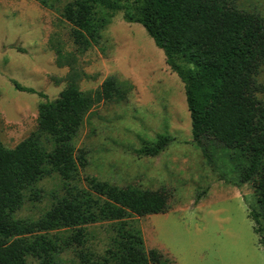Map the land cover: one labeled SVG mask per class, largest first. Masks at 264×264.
<instances>
[{
  "label": "trees",
  "instance_id": "16d2710c",
  "mask_svg": "<svg viewBox=\"0 0 264 264\" xmlns=\"http://www.w3.org/2000/svg\"><path fill=\"white\" fill-rule=\"evenodd\" d=\"M236 1L67 0L59 13L79 50L98 43L117 11L126 22L142 25L184 85L192 141L205 152L209 142L229 148L238 183L252 186L259 209L249 217L258 233L264 221V83L258 80L264 17L237 8ZM49 42L55 63L70 68L67 84L54 99L39 103L37 126L25 138L12 148L0 140V264H30L28 257L37 264H71L63 257L67 251L76 264H175L157 248H146L138 223V217L168 211L167 189L118 186L95 177L79 183L86 156L73 139L86 115L102 101H123L133 85L110 75L97 88L81 90L77 80L85 73L73 70V58L67 54L63 60L60 47ZM170 141L157 135L136 153L155 156ZM53 175L60 188L50 192L43 214L17 217L26 200L38 197L35 185Z\"/></svg>",
  "mask_w": 264,
  "mask_h": 264
},
{
  "label": "rangeland",
  "instance_id": "374dc122",
  "mask_svg": "<svg viewBox=\"0 0 264 264\" xmlns=\"http://www.w3.org/2000/svg\"><path fill=\"white\" fill-rule=\"evenodd\" d=\"M66 1L47 0L52 3L48 7L40 0H0L2 144L12 148L34 130L39 103L54 99L67 84L70 68L55 63L51 41L60 47L63 60L67 54L73 58V70L85 73L77 80L81 90L97 88L110 75L133 85L123 101L95 104L74 137V147L86 156L80 185L85 177H95L118 186L167 189L168 211L138 217V223L146 248H157L175 264H252L251 259H264V221L257 233L249 217L251 209H259L253 188L238 183L229 148L209 142L205 152L192 141L184 85L165 63L163 50L142 25L126 22L121 11L96 45L79 50L59 13ZM235 6L264 17V0H237ZM258 80L264 83V66ZM13 81L36 92L17 90ZM157 135L171 137L159 154L136 153ZM35 186L38 197L26 200L17 217L43 214L60 179L45 177ZM93 229L103 239V229ZM63 257L76 264L71 251ZM27 260L37 264L32 257Z\"/></svg>",
  "mask_w": 264,
  "mask_h": 264
},
{
  "label": "crops",
  "instance_id": "0c3cea01",
  "mask_svg": "<svg viewBox=\"0 0 264 264\" xmlns=\"http://www.w3.org/2000/svg\"><path fill=\"white\" fill-rule=\"evenodd\" d=\"M252 250V249H251ZM257 250V249H256ZM255 254H257V256L258 257H261V255L256 251V253ZM261 261L259 260V262H255V260L253 261L252 259H251V262H252V264H264V262H263V257H261Z\"/></svg>",
  "mask_w": 264,
  "mask_h": 264
}]
</instances>
